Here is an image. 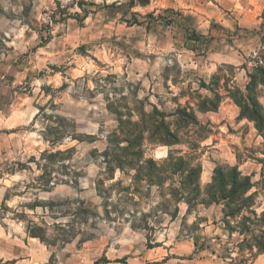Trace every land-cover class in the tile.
Returning a JSON list of instances; mask_svg holds the SVG:
<instances>
[{"label":"rangeland","instance_id":"obj_1","mask_svg":"<svg viewBox=\"0 0 264 264\" xmlns=\"http://www.w3.org/2000/svg\"><path fill=\"white\" fill-rule=\"evenodd\" d=\"M78 1L88 12L82 21L73 16H83ZM192 33L203 39L194 41L188 36ZM257 67H264V0H0V264H264V253L251 257L256 250L250 252L241 242H251L250 232L234 230L229 238L223 236L228 229L219 214L222 204L214 208L216 215L201 211L190 224L180 216L184 204L171 219L174 201L166 202L167 191L160 197L156 187L147 191L142 183L130 198L117 200L111 192L107 218L95 191L96 181L104 177L103 165L99 156L91 157L92 151L99 155L105 149L106 136L118 126L114 110L123 121L130 115L136 120L142 106L149 112L154 105L169 115L178 105L195 109L201 98L212 99L217 91L218 110L207 116L196 112L200 123L210 124V133L193 128L180 136L183 142L207 136L197 149L205 171L237 165L250 176L253 210L260 214L264 137L252 123L237 118L239 109L224 89L243 91ZM257 96L264 108V85L258 86ZM49 103L83 136L79 142L65 139L57 148H74L82 177L79 189L57 185L39 193L38 200L53 202L57 211L64 206L60 204L77 199L95 212L86 227L82 216L71 221L74 238L60 249L29 236L25 222L12 219L13 213L23 212L35 223L45 221L50 230L54 223L40 207H24L35 198L24 187L33 174L7 172L18 164L34 171L28 160L49 149L39 122L31 125L37 107ZM170 149L189 151L185 143ZM163 150L144 142L145 158L159 164ZM133 175L117 169L105 187L118 181L127 186ZM200 185L204 189L207 184ZM5 194L7 210L1 216ZM203 220L208 222L199 225ZM239 220L228 219L233 227ZM82 228L92 236L79 244L77 231ZM55 232L49 233L54 237Z\"/></svg>","mask_w":264,"mask_h":264},{"label":"trees","instance_id":"obj_2","mask_svg":"<svg viewBox=\"0 0 264 264\" xmlns=\"http://www.w3.org/2000/svg\"><path fill=\"white\" fill-rule=\"evenodd\" d=\"M84 5L83 1L76 3L78 9L83 13V16L78 13L73 15L78 21L84 20L88 14L83 7ZM64 16L69 17L71 15L64 13ZM183 30L185 33L188 32L187 29ZM188 36H192L196 42L203 39V36L194 33ZM40 39L43 40L42 36ZM186 40H191V37H186ZM259 85H264V67H257L254 74L249 75V82L243 91L238 88L227 89L225 87L224 89L228 94L227 96L239 109L237 118L252 123L257 133L264 137V108L257 96ZM44 93L47 95L46 91ZM213 95L212 99L201 98L195 104V109L188 103L185 106L178 105L169 115L159 111L154 105H150L151 111L149 112L144 111L142 106L136 111V120H133L130 115L127 121H123L121 113L114 110L118 126L106 136V147L99 155L96 151L91 152V157L94 160L98 156L101 158L100 162L104 170V177L95 183V191L101 198L103 213L107 218L111 214V211L106 209L108 203L109 205L112 203L109 202L111 192H115L117 200L122 199L123 195L130 198L131 195L138 192L142 183H145L147 191L151 187H156L161 194L160 197L165 196L164 190L167 191L170 199H166V202L174 201L171 219L178 215L180 203L186 205L187 215L198 206L209 207L222 204L221 213L223 214V223L228 229V236L230 237L234 230H238L240 235L250 232L251 242H247L245 238L241 242L250 252L255 249L256 253L251 257H257L264 253V210L258 215L253 210L255 193H251L254 185L250 176L243 175L237 165L216 166L213 169L211 181L202 189L200 185L202 166L198 161L197 149L199 143L205 140L207 136L198 135V139L193 138L186 142H183L180 136L182 130L188 131L193 130V128L204 131L206 135L210 133V124L208 122L200 123L196 112L200 114L216 112L220 105L221 94L215 91ZM54 111L55 106L51 103L47 107L38 106L37 113L31 122L32 126L39 122L41 126L40 136L49 147V149L41 152L38 157H31L28 160V163L33 165L34 171L31 167L18 164L17 169H10L7 172L13 175L15 172L27 170L33 174L24 187L28 192L33 191L35 198L32 204H27L24 207L30 210L40 207L44 218L47 217L54 223L52 230H50L45 221L41 220L40 223H35L27 219L23 212L13 213L12 219L25 222V231L29 236L39 239L49 247L60 249L74 238L75 231L71 221L82 216L81 224L86 227L89 218L94 216L95 212L91 206H86L83 201L77 199L60 204L64 206L57 211H54L53 202L38 200L39 193L49 192L57 185H67L79 189L80 178L82 177V173L73 160L74 148L63 150L57 148L63 144L65 139L79 142L82 141L83 136L74 131L69 120L55 114ZM169 116L174 119L173 123L166 121ZM84 137L91 138L89 136ZM144 142L169 148L167 156L161 164L153 158H145ZM183 143L187 145L188 153L181 154V151L174 152L170 149ZM117 169L122 174L126 169L134 172L130 178V184L123 186L122 182L118 181L105 187L106 181L114 179ZM35 171L37 174L34 173ZM8 197V194L3 197L1 216H4V211L7 210L5 202ZM238 216L240 220L235 222L234 227L231 226L228 219H235ZM60 218H67L69 221L56 223ZM54 230L57 232L52 237L50 233ZM77 232L80 235L79 244L86 242L92 236L88 228L78 229ZM245 260L243 259V261ZM93 264H99V262L95 261Z\"/></svg>","mask_w":264,"mask_h":264},{"label":"crops","instance_id":"obj_3","mask_svg":"<svg viewBox=\"0 0 264 264\" xmlns=\"http://www.w3.org/2000/svg\"><path fill=\"white\" fill-rule=\"evenodd\" d=\"M207 114L208 113L201 114V115L207 116ZM158 147L159 148H165V151L163 150V152H161V153L163 154V158H166L169 148L166 147V146H158ZM158 150H161L162 151V149H158ZM158 150H154V152L157 153ZM213 168H214V166L211 167L210 170L207 169V171H205L204 170V166L202 167V172H201V175H200V184H208L211 181V176H212ZM205 173H207V175ZM219 206L220 205H212V206H209V207L198 206L197 209H196L198 211V213H196V210H195L193 212V214L190 213V214L187 215L186 214V206L183 205V209H182V212L180 213V216H181V218L185 217L190 224H192L193 222L196 223L197 222V218H199L200 216H202V212L201 211L207 212V211L213 210L214 211V214L216 215L218 209H214V208H218ZM219 212H220L219 214H221V210ZM215 221L218 224L222 223L221 220H218V219H215ZM206 222H208V220L207 221L206 220H203V222H201L199 225H201L203 223H206ZM211 223H213V221ZM213 226H216V224L215 225L213 224ZM222 233H223V236L224 237L229 238V236H228L227 233H225L224 231H222Z\"/></svg>","mask_w":264,"mask_h":264}]
</instances>
